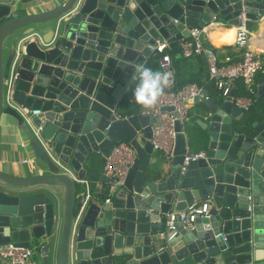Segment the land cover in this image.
<instances>
[{
  "label": "water",
  "instance_id": "1",
  "mask_svg": "<svg viewBox=\"0 0 264 264\" xmlns=\"http://www.w3.org/2000/svg\"><path fill=\"white\" fill-rule=\"evenodd\" d=\"M243 12L251 29L264 0H0V118L34 158L0 168V243L32 246L26 264H264V74L250 112L232 101L235 78L227 97L205 98L164 171L148 167L149 115L120 103L158 40L178 51L190 27L237 26ZM187 136L203 154L183 162ZM122 140L136 151L125 182L86 190L91 158ZM204 198L207 214L159 237L167 212Z\"/></svg>",
  "mask_w": 264,
  "mask_h": 264
},
{
  "label": "built area",
  "instance_id": "2",
  "mask_svg": "<svg viewBox=\"0 0 264 264\" xmlns=\"http://www.w3.org/2000/svg\"><path fill=\"white\" fill-rule=\"evenodd\" d=\"M212 19L204 26L190 27L189 38L182 39L179 46L185 54L200 51L207 53L209 77L223 98L227 97L234 87L232 79L241 80L245 91L242 93L235 92L232 101L243 109H248L254 101L257 87L256 75L264 67V50L251 46L250 29L246 26V17L243 12L239 15V24L235 26L233 41L239 51L238 57L234 58L227 53L224 56V62L218 63L215 52L203 44V41L208 38L211 28L219 22L215 17ZM165 48H169L167 41L157 43L153 50L162 51ZM157 73L166 80V85L155 102L151 106H144L140 113L149 115L150 141L153 149L159 151L165 160L171 161L174 157L176 134L178 131L184 132L185 124L189 119V107L196 102V98L204 100L209 95L204 91L202 85L196 83H188L180 88H175L172 59L168 52H164L159 57ZM38 112L39 109L31 110V114ZM177 124L180 126L179 130L176 129ZM41 127L42 124H39L35 129L39 130ZM138 136L143 137L144 134L140 131ZM202 154L203 150H192L186 145L183 162ZM103 157V183L106 184L105 192L108 196L115 188L125 182L128 169L136 159V151L128 141L122 140L113 143ZM85 183H87L86 180ZM105 201H108V197L105 198ZM210 201L209 198L193 200L184 209L167 212L164 219L165 229L158 232L159 237L165 235L166 229L176 228V222H179L183 227H191L198 213H208ZM56 223V231H58L60 222ZM33 251L32 246L17 245L13 242L0 243V262L1 264H26Z\"/></svg>",
  "mask_w": 264,
  "mask_h": 264
},
{
  "label": "crops",
  "instance_id": "3",
  "mask_svg": "<svg viewBox=\"0 0 264 264\" xmlns=\"http://www.w3.org/2000/svg\"><path fill=\"white\" fill-rule=\"evenodd\" d=\"M234 28H235V26L227 25L224 22H217L211 28L208 38L203 41V44L206 47L211 48L215 52L216 60L218 63L224 62V56L227 53L232 55L234 58L238 57L239 51H238L237 47L233 44L234 37H233L232 41L228 42V40H227L229 33H233ZM235 31H236V29H235ZM211 32H213L212 35H210ZM249 36H250L249 40H250L252 47H257V48L264 50V21H261V22H259L258 25H255L254 27H252L250 29V35ZM163 41H166V40L160 39L157 41V43H161ZM212 45L217 47L218 49L214 50L211 47ZM192 53H195L196 55H194L188 59H184V61H182L181 65H180L181 66L180 68L182 69L184 74L187 75L186 77L193 79V81H195L197 83L204 84L203 85L204 89L206 90L207 94L209 95V97L211 99H213L214 101H220L219 99H217V97H215L216 93L213 94L214 91L216 90V87H215L212 79L209 77V69H208L209 60H208L207 53H205L204 51H200L197 53L192 52ZM147 57H146V59H147ZM146 59H145V61H146ZM144 65H145V62L142 65L136 66V70L132 74L133 75L132 82L126 86V89L124 91V95L129 90L130 85L134 81L137 80L136 77H138L139 70L142 67L144 68ZM261 74H264V67L257 73L256 82L258 80V77ZM236 84H237L236 87H238V89L241 90V92H238V93H242L245 91L244 87H243V83L241 80L237 79ZM257 86H258V82H257ZM256 89H257V87H256ZM199 102L200 101H196L195 103H193L189 107V119H188V121H190V122L187 123V127L185 128L186 131H188L189 129H191V130L197 129L198 119H200L202 117V115H205V113L203 114V112L200 111ZM120 103H121V100H120ZM261 104H263V101L258 100L257 106H260ZM143 107H144V105L141 103H133L132 105H130L128 110L123 109V111H122V109H121V112L123 113L121 115H127L130 113H133L130 110V108H134V109L136 108L138 110V112L140 113L141 110L143 109ZM255 108H256V106H255ZM251 109H252V107L249 108L248 110H246L245 112H250ZM259 109H260V107H257V109L254 110L253 114H250V113L249 114L254 115L255 112ZM186 144L192 150H199L200 149V146L196 142H194L189 136H187ZM95 155H96V157L97 156L103 157V155L101 153H97ZM149 156L153 160H151L148 163V167H150L152 169H159L161 171L168 170L170 168L171 161L165 160L161 156L160 152L157 151L156 149H153V151L149 154ZM103 159H104V157H103ZM33 160H34L33 154L31 152L30 147L27 144V138L24 135V133L17 127L15 120H13L10 117V115L5 114V113L2 114L1 118H0V168L5 169L7 171H10L12 173H15L18 171L19 168H22L28 162L33 161ZM103 164H104V160H103V162L99 161L98 164L94 165V174L96 176L94 175L93 178L87 179L86 175H85L84 181H81V183L83 185L87 186L88 191L93 192V193H98V192L102 191L103 182H102L100 175H102V172H103ZM85 180L87 181V183H85ZM58 238L59 237H57V239L55 241L56 245L58 243Z\"/></svg>",
  "mask_w": 264,
  "mask_h": 264
},
{
  "label": "trees",
  "instance_id": "4",
  "mask_svg": "<svg viewBox=\"0 0 264 264\" xmlns=\"http://www.w3.org/2000/svg\"><path fill=\"white\" fill-rule=\"evenodd\" d=\"M234 37V33H229V36L227 38L228 42L232 41ZM189 38V36L184 37L183 39H187ZM214 50H217L218 48L215 46H211ZM164 52H168L171 55V59H172V68L174 71V76H175V88H180L185 84L188 83H196L198 85H204V84H200L197 83L195 81H193V79L186 77L187 75L184 74V72L182 71V69L180 68L182 61H184V59H188L194 55H196L195 53H191V54H184L182 48L179 46V50L175 51L172 49H168L165 48L162 51H158L157 49L153 50L147 57L146 61H145V65L144 68H150L154 73H157L159 70V57L164 53ZM138 79L136 81H134L130 87L129 90L125 93V95L122 97L121 99V106L123 108H125V110L129 109L130 105H132L133 103H137L136 98L134 96V91L135 88L138 84ZM204 87V86H203ZM243 91V90H242ZM235 92H241V90L238 89V87H235ZM215 97H217V99L221 100L222 96L219 94L218 89L216 88V90L214 91L213 94H215ZM199 105H200V111L204 112L206 110V105L204 103L203 100H199ZM251 108V107H250ZM130 110L132 112H138V110L135 108H130ZM103 157L100 156H93L90 160V162L87 164V172H86V178L87 179H91L94 177V165L98 164L99 161L103 162ZM93 170V171H92ZM96 176V175H95ZM102 182L104 181V177L103 174L100 175Z\"/></svg>",
  "mask_w": 264,
  "mask_h": 264
},
{
  "label": "clouds",
  "instance_id": "5",
  "mask_svg": "<svg viewBox=\"0 0 264 264\" xmlns=\"http://www.w3.org/2000/svg\"><path fill=\"white\" fill-rule=\"evenodd\" d=\"M138 84L134 91L137 103L145 107L151 106L162 93L166 80L159 73H154L150 68H141L138 73Z\"/></svg>",
  "mask_w": 264,
  "mask_h": 264
},
{
  "label": "bare ground",
  "instance_id": "6",
  "mask_svg": "<svg viewBox=\"0 0 264 264\" xmlns=\"http://www.w3.org/2000/svg\"><path fill=\"white\" fill-rule=\"evenodd\" d=\"M259 31V30H258ZM214 32V31H213ZM213 32H211V34L210 35H212L213 34ZM233 33H235V28L233 29ZM253 44V43H252ZM259 44V43H258ZM257 44V45H258Z\"/></svg>",
  "mask_w": 264,
  "mask_h": 264
},
{
  "label": "rangeland",
  "instance_id": "7",
  "mask_svg": "<svg viewBox=\"0 0 264 264\" xmlns=\"http://www.w3.org/2000/svg\"><path fill=\"white\" fill-rule=\"evenodd\" d=\"M191 119H192V118H191ZM188 122H190V121L187 120V122H186V124H185V128L187 127V123H188Z\"/></svg>",
  "mask_w": 264,
  "mask_h": 264
}]
</instances>
